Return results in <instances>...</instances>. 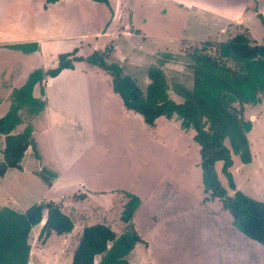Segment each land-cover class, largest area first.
<instances>
[{
	"label": "rangeland",
	"instance_id": "1",
	"mask_svg": "<svg viewBox=\"0 0 264 264\" xmlns=\"http://www.w3.org/2000/svg\"><path fill=\"white\" fill-rule=\"evenodd\" d=\"M36 1L21 2L26 8ZM252 1L254 4V0H248L250 4ZM104 3L76 0V12L84 21L79 26L88 33L85 44L92 45L96 39L101 46L98 50L108 55V61L122 65L123 73L132 76L141 88L149 82L148 69L159 68L174 99H180L175 92L179 86L189 88L192 84L189 53L201 48L205 40L215 43L235 33L249 34L242 28L234 31L235 23L221 25V18H213L202 5L188 8L172 0H126L131 12L126 8L124 12L121 0ZM259 7L264 14V0H260ZM226 10L224 6L214 11ZM250 10L248 7L244 14L250 16ZM74 15L78 19L75 12ZM111 23L112 31L107 34L106 27ZM79 26L68 28L66 42L75 41ZM250 27V38L261 42L264 26L253 19ZM98 31L102 35L96 38L94 33ZM93 51L82 48L83 55ZM214 51L209 46L206 52ZM14 54L4 57L13 58ZM12 58L8 61L17 65ZM105 74L103 81V73L95 74L100 91L91 98L92 123L54 132L64 144L63 149H68L69 143L84 149L62 176L63 185L69 186L65 189L76 191L56 194L62 200L61 209L74 222L73 229L63 235L51 232L46 238V234L39 233V225L33 227L28 264H69L86 224L103 221L118 234L124 231L120 214L127 201L126 191L136 193L132 194L141 203L133 224L142 241L136 242L128 254L131 264H264V246L234 227L221 202L206 195L193 132L181 131L178 124L164 116L149 125L137 113L123 110L118 95L112 91L110 74ZM234 106L239 108L237 103ZM242 115L252 121L247 132L252 158L242 163L237 154H232L230 171L235 190L264 200V97L258 104L244 105ZM27 164L31 162H24L25 167ZM220 166L216 164V170ZM39 173L51 179L44 169ZM34 175L9 167L0 176V200L15 196L17 201L8 198V203L17 211L42 198L52 201L43 190L45 181L42 177L32 179ZM218 178L232 194L234 190L225 176L218 172Z\"/></svg>",
	"mask_w": 264,
	"mask_h": 264
},
{
	"label": "trees",
	"instance_id": "2",
	"mask_svg": "<svg viewBox=\"0 0 264 264\" xmlns=\"http://www.w3.org/2000/svg\"><path fill=\"white\" fill-rule=\"evenodd\" d=\"M203 44L188 54L192 61L189 66L193 73L192 84L189 88L181 85L175 90L180 99L169 94L159 68L148 69L149 82L141 88L132 76L123 73L122 65L109 62L108 55L100 50L86 57L76 56L75 49L61 53L56 67L45 73L55 76L61 69L71 68L74 60H87L110 74L113 91L121 97L125 107L139 114L146 124L154 125L156 118L164 116L175 119L182 130L192 131L193 141L199 146L204 191L221 202L230 213L234 227L264 246V200L235 190L230 171L232 154H237L242 163L252 158L247 137L252 121L246 119L242 111L244 105L258 104L264 97V39L255 42L249 34L240 32L215 43L205 40ZM209 46L214 47L213 54L206 52ZM41 76L40 70L32 72L22 90L28 92ZM13 126L10 115L0 119V133L5 135L0 176L7 168L20 166L24 151L31 143L29 129L11 134ZM217 163L221 165L218 171ZM218 172L234 190L232 194L221 184ZM125 194L127 201L120 214L125 230L118 234L103 221L84 225L69 264H131L128 254L136 242L142 241L132 220L140 199L127 191ZM36 225L46 238L51 232L63 235L73 229L72 219L53 201L34 202L23 212L0 207V264H28L30 233Z\"/></svg>",
	"mask_w": 264,
	"mask_h": 264
},
{
	"label": "crops",
	"instance_id": "3",
	"mask_svg": "<svg viewBox=\"0 0 264 264\" xmlns=\"http://www.w3.org/2000/svg\"><path fill=\"white\" fill-rule=\"evenodd\" d=\"M21 1L0 0V55L2 56L0 57V119L8 115L13 117L14 126L10 131L11 134H19L26 129L30 130L31 143L24 151L19 168L29 174H35L32 179H41L42 177L41 180L45 181L43 190L47 191L48 198L61 206L62 202L60 201L62 200L56 194L64 191H76V189L73 191L65 189L67 184L63 185L62 180L64 171L83 155L84 149L83 146L81 149H77L74 143H69L68 149H63L64 144L60 139H57L58 137L54 132L58 133V130L63 128L85 127L88 123L89 125L92 123L91 98L94 94L99 95L100 91L95 74L98 72L103 73L104 79L101 78L102 81L107 76L104 69L83 59L74 60L71 68L61 69L55 76L46 74V70L56 67L59 54L75 49L76 56L86 57L92 52L83 55L82 48H92L95 51L100 49L101 46L98 45L96 39L92 45L87 46L85 44L84 41L88 38V35H86L88 33L83 27L79 26L84 21L79 18V14L76 12L78 9L76 0H38L32 6L26 8ZM121 1L123 2V11L126 8L131 12L126 0L125 3L124 0ZM172 1L183 4L188 8L195 6L200 8L202 5L203 10L212 14L213 18H221V25L235 23L236 29L234 31L242 28L247 32L249 31L250 34V25L253 19H257L264 26V14L259 7L260 0H254V4L253 1L250 4L251 1L248 2V0ZM224 6L227 8L224 13L214 11ZM248 7L252 11L250 16L244 14ZM74 12L78 19L75 18ZM113 16H115V12L111 17ZM115 24L113 23L114 26ZM70 26H79L80 29L78 37L72 43L66 42V39L69 38H67L68 35L65 32ZM126 26H130L128 19ZM111 27L112 23L109 27L107 25V34L112 31ZM60 32H63V34L60 35ZM94 34L98 36H95L96 38L102 35L100 31ZM260 37L261 40H259L263 41L264 34ZM253 40L256 39L253 38ZM9 53H15L14 57L10 58L16 59L17 65L14 66L13 63L8 61L10 58L4 57ZM35 70H40L42 76L33 83L28 92L26 89L22 90L30 74ZM118 97L123 110L133 112L125 107L119 95ZM168 120L178 124L175 119ZM55 123H59L58 126H55ZM180 130L182 131L181 128ZM4 139L5 135L0 133V159H2ZM24 162H31V164H27V167H25ZM43 169L51 176L50 180L44 179L45 176L40 175L39 171ZM8 198L17 201L15 196ZM8 198L0 200V205H2L0 207L13 208L8 203ZM67 200L70 201L69 197ZM38 201H46V198ZM140 204L136 209L137 211ZM26 208H21L18 211L23 212ZM134 219L135 215L132 217L133 223Z\"/></svg>",
	"mask_w": 264,
	"mask_h": 264
}]
</instances>
